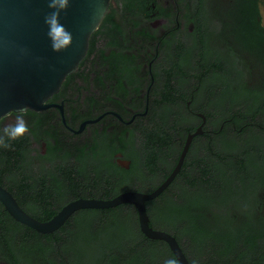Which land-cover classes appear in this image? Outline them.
Segmentation results:
<instances>
[{"label": "flooded vegetation", "instance_id": "flooded-vegetation-1", "mask_svg": "<svg viewBox=\"0 0 264 264\" xmlns=\"http://www.w3.org/2000/svg\"><path fill=\"white\" fill-rule=\"evenodd\" d=\"M44 103L49 107L28 108L25 116L37 169L61 177L79 154L97 168L107 159L135 185L119 193L150 192L155 186L140 185L161 183L188 137L175 176L182 181L190 174L214 175L219 137L238 133L242 162L264 199V0H109L77 69ZM6 116L14 119L15 112ZM46 137L56 152L75 155L48 159ZM143 158L156 170L136 179L130 170ZM106 171L118 178L110 168L100 178ZM9 175L0 169V185L21 207L25 196L14 194L20 185ZM0 204V216L9 215ZM13 252L15 259L0 241V264H23Z\"/></svg>", "mask_w": 264, "mask_h": 264}, {"label": "trees", "instance_id": "trees-1", "mask_svg": "<svg viewBox=\"0 0 264 264\" xmlns=\"http://www.w3.org/2000/svg\"><path fill=\"white\" fill-rule=\"evenodd\" d=\"M229 79L227 73V82ZM237 135L219 137L214 175L190 174L185 181L175 177L158 197L146 202L150 225L174 235L191 264H264V199L260 182L250 179L242 162ZM44 139L48 159L64 161L76 153L62 148L58 153ZM9 143V148L0 147V169L9 171V179L20 185L14 194L25 196L22 209L38 220L49 219L74 198L107 199L135 186L121 170L112 169L107 159L97 168L79 154L78 163L60 177L45 167L36 168L27 134ZM55 145L60 144L56 141ZM13 161L20 166L11 168L8 163ZM151 163L147 158L136 160L130 171L140 179L145 170H156ZM107 168L118 178L110 177L108 171L100 178V171ZM46 181L51 183L43 187ZM140 186L152 189L157 184ZM0 227V241L13 259V250L20 253L23 264H165L175 258L165 241L141 232L136 208L130 203L79 209L51 233H40L4 212Z\"/></svg>", "mask_w": 264, "mask_h": 264}, {"label": "water", "instance_id": "water-1", "mask_svg": "<svg viewBox=\"0 0 264 264\" xmlns=\"http://www.w3.org/2000/svg\"><path fill=\"white\" fill-rule=\"evenodd\" d=\"M108 3L109 0H70L60 20L72 33L73 43L64 51L54 52L47 36L48 26L44 23L45 15L52 11L47 0H0V120L21 107L35 111L49 107L44 101L77 69ZM189 141L190 137L170 174L150 192L124 191L108 199L79 197L45 221L24 211L1 185L0 202L13 219L40 233L55 231L79 209L131 203L136 208L141 232L150 239L165 241L180 264H191L174 235L150 225L146 209V202L163 192L179 172Z\"/></svg>", "mask_w": 264, "mask_h": 264}, {"label": "clouds", "instance_id": "clouds-1", "mask_svg": "<svg viewBox=\"0 0 264 264\" xmlns=\"http://www.w3.org/2000/svg\"><path fill=\"white\" fill-rule=\"evenodd\" d=\"M48 7L52 9L51 12L45 15L44 23L48 26L47 36L51 41V47L54 52H61L73 43L72 33L61 23V12H66L70 0H47ZM14 119L5 116L9 119L8 123H3L0 120V147H11L9 141L17 140L24 136L29 131V125L25 116L27 115V106L14 110ZM165 264H180L178 258H172L165 262ZM193 264H196L193 261Z\"/></svg>", "mask_w": 264, "mask_h": 264}]
</instances>
